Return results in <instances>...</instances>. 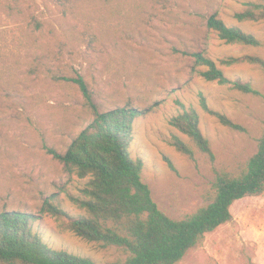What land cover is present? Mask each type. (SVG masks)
Wrapping results in <instances>:
<instances>
[{
  "label": "rangeland",
  "instance_id": "374dc122",
  "mask_svg": "<svg viewBox=\"0 0 264 264\" xmlns=\"http://www.w3.org/2000/svg\"><path fill=\"white\" fill-rule=\"evenodd\" d=\"M253 0H0V211L41 214L37 230L53 248L98 263L123 257L115 247L88 241L42 213L45 201L72 214H85L69 199L87 179L67 172L48 147L64 151L93 119L95 107L78 82L82 77L98 111L131 105L129 146L143 162L142 178L159 208L173 218L207 203L215 170L236 172L256 151L264 122V71L242 61L264 59V20H238L235 13ZM211 13L228 25L253 33L259 46L226 43L207 28ZM203 51L227 77L250 80L258 94H246L199 73L193 58L173 48ZM210 108L241 123L245 131L222 125ZM179 100L193 106L199 127L216 155L196 160L170 144V124ZM169 159L176 170L168 163ZM233 220L208 233L200 247L177 264H264V192L243 197L230 208Z\"/></svg>",
  "mask_w": 264,
  "mask_h": 264
},
{
  "label": "trees",
  "instance_id": "16d2710c",
  "mask_svg": "<svg viewBox=\"0 0 264 264\" xmlns=\"http://www.w3.org/2000/svg\"><path fill=\"white\" fill-rule=\"evenodd\" d=\"M108 1V0H104ZM238 20H264V0L247 1L235 13ZM206 26L226 43L259 46L261 40L253 33L228 25L211 13ZM193 58V67L204 66L200 75L207 81L228 84L246 94H258L250 80L229 78L203 51L173 48ZM248 61L264 71V59L245 55L222 60L226 65ZM84 90L95 107L93 119L71 140L64 151L48 147V152L63 163L64 169L81 179H87L79 194L69 199L85 214H72L60 204L45 201L41 212L61 219L63 226L75 235L103 247H115L123 257L98 263L90 257L51 247L37 230L41 214L23 210L0 211V264H177L191 249L200 247L208 233L233 220L230 208L243 197L264 192V122L256 138V151L236 172L215 170L207 203L173 218L161 210L142 178L141 158L131 156L133 122L143 111L131 105L98 111L91 91L82 77L73 79ZM200 105L207 113L233 130L245 127L227 115L209 107L206 97L199 93ZM180 108L171 116L170 124L188 140L173 134L170 144L192 160L205 157L214 163L216 155L209 139L199 127V115L193 106L176 101ZM169 166L176 170L169 160Z\"/></svg>",
  "mask_w": 264,
  "mask_h": 264
}]
</instances>
